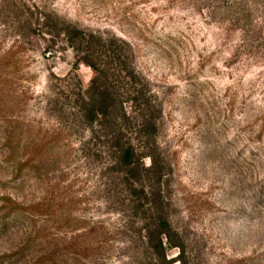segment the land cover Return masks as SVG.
Segmentation results:
<instances>
[{"label": "rangeland", "instance_id": "obj_1", "mask_svg": "<svg viewBox=\"0 0 264 264\" xmlns=\"http://www.w3.org/2000/svg\"><path fill=\"white\" fill-rule=\"evenodd\" d=\"M0 264H264V0H0Z\"/></svg>", "mask_w": 264, "mask_h": 264}, {"label": "trees", "instance_id": "obj_2", "mask_svg": "<svg viewBox=\"0 0 264 264\" xmlns=\"http://www.w3.org/2000/svg\"><path fill=\"white\" fill-rule=\"evenodd\" d=\"M81 36L82 38L89 43V36L84 32H81ZM98 39V43L101 46V49H103V51L107 54H111V56H113L117 61H118V67L122 68V64L124 62L123 59H121L120 56L117 55V51L116 50H112L107 44L105 43V40L101 37L97 38ZM118 40V39H117ZM123 44H126L124 41H122ZM90 44V43H89ZM98 52V51H97ZM104 54V53H103ZM82 60L84 63H86L88 66H90L93 71H94V78L92 80V83L90 85V87L88 89L85 90L84 92V96L82 97V101H83V107H82V111H83V115L84 117L90 119V120H94V119H99V118H104L110 122H113L111 120H115V122H122V119H126L127 121H134L136 117H133L132 115H127L124 107H123V101H120V105L117 106V109L115 108V110H118L119 112H115L111 111L113 106H115L114 102L110 103L111 101H115V99L120 100V95L122 96L124 94V90H120V88L117 89V87H115V89H113L114 92V99H111L110 97V92H108L107 89H105V83L106 80L108 79L107 76V71L109 70L108 67L105 65L104 67L100 68L99 65H97V62H94L89 55L87 56H82ZM125 64V62H124ZM104 73V75H103ZM126 77L130 78V80H132V84H133V89L128 91L129 94V99L126 101H132L133 104L136 107V104H144V102L146 104H148L150 97L146 96V89L145 85L146 83H142L141 82V78H138L136 72L134 71V68L130 69V72L126 71ZM99 79H104L103 80V84L104 85H100V86H96L95 82ZM143 81H145L144 79H142ZM140 86V87H139ZM126 91V93H127ZM114 103V104H112ZM145 105V104H144ZM142 111H144V109H141ZM141 115L143 116L142 119L147 118L146 113L143 112L141 113ZM149 116H151L149 114ZM147 121H143L142 124H144V127L146 126ZM116 132L113 134L114 135V146L116 147L117 152L120 154V162H122L123 164L126 165H130L133 161V155H134V148L132 147V145L130 143H127L126 141H123V137H124V132L122 131V129L117 128L115 129ZM154 225V226H153ZM152 226L156 229H154ZM161 227H167L168 226V222H166L165 219H160L159 221L157 220L156 222H153L151 225L147 226L146 229L147 231V241L148 243H150L152 245L153 248H155L156 252H163L164 250V246H163V242L162 239H160L158 237L155 238V234H158V228ZM165 233V232H164Z\"/></svg>", "mask_w": 264, "mask_h": 264}]
</instances>
